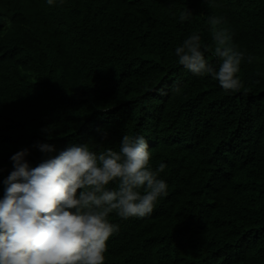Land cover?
Returning <instances> with one entry per match:
<instances>
[{"label": "trees", "instance_id": "16d2710c", "mask_svg": "<svg viewBox=\"0 0 264 264\" xmlns=\"http://www.w3.org/2000/svg\"><path fill=\"white\" fill-rule=\"evenodd\" d=\"M221 28L252 58L237 92L174 53L196 32L217 64ZM124 134L167 165L168 195L110 215L105 264H264V0H0V196L17 151L35 167L37 142L99 151Z\"/></svg>", "mask_w": 264, "mask_h": 264}, {"label": "clouds", "instance_id": "9594fccd", "mask_svg": "<svg viewBox=\"0 0 264 264\" xmlns=\"http://www.w3.org/2000/svg\"><path fill=\"white\" fill-rule=\"evenodd\" d=\"M46 2L53 6L57 0ZM190 15L182 13L179 20ZM209 23L220 25L222 18L211 17ZM213 39L217 64L205 58L208 49L196 32L175 47L177 63L194 76H211L226 92H237L241 64L252 58L231 43L226 29L214 31ZM42 132L46 140L54 139L51 127ZM33 147L42 154L38 164H30V149L23 148L11 156L12 170L3 181L0 264H105L106 242L119 231L110 215L146 217L168 195L161 178L167 165L152 166L142 135L124 134L118 149L97 151L87 142L69 143L58 153L53 143Z\"/></svg>", "mask_w": 264, "mask_h": 264}]
</instances>
